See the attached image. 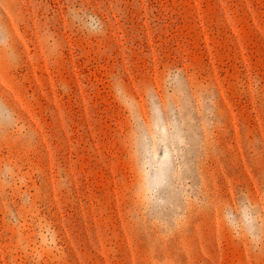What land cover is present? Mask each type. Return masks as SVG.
I'll list each match as a JSON object with an SVG mask.
<instances>
[{
	"label": "rangeland",
	"instance_id": "rangeland-1",
	"mask_svg": "<svg viewBox=\"0 0 264 264\" xmlns=\"http://www.w3.org/2000/svg\"><path fill=\"white\" fill-rule=\"evenodd\" d=\"M0 264H264V0H0Z\"/></svg>",
	"mask_w": 264,
	"mask_h": 264
}]
</instances>
